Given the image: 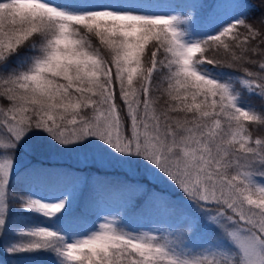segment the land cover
Returning <instances> with one entry per match:
<instances>
[{
  "label": "snow or ice",
  "instance_id": "6c2138e0",
  "mask_svg": "<svg viewBox=\"0 0 264 264\" xmlns=\"http://www.w3.org/2000/svg\"><path fill=\"white\" fill-rule=\"evenodd\" d=\"M37 257L264 264V0H0V264Z\"/></svg>",
  "mask_w": 264,
  "mask_h": 264
},
{
  "label": "trees",
  "instance_id": "16d2710c",
  "mask_svg": "<svg viewBox=\"0 0 264 264\" xmlns=\"http://www.w3.org/2000/svg\"><path fill=\"white\" fill-rule=\"evenodd\" d=\"M209 2H212V0H209ZM253 2H255V0H253ZM252 103L255 104L257 108L260 107V101L258 99L253 100ZM40 159H47V158H40ZM51 162L56 163L59 161L51 160ZM59 163H64V162H59ZM133 182L146 184L149 188H154V190L156 192H159L162 195H169V193L164 192L160 186L153 185L150 182V180L147 177H144L143 175H139V176L134 177ZM29 184H30L29 181L22 180L21 182L17 183L15 185V187H16L17 191H26L29 188ZM142 200H143L142 197L138 199L137 207L130 209V214L132 215L133 222L135 224L143 225L146 227V226H148V220L145 218H141V217L136 216V213L140 212V204L142 203ZM112 206L115 207V205H112ZM83 219L86 221V220H88V217H84ZM40 222H41L40 218L33 216L29 213H26V212H16L13 214V217H12V223L18 227H24L26 225H30V224H34V223H40ZM29 264H46V257H37L33 261H30Z\"/></svg>",
  "mask_w": 264,
  "mask_h": 264
},
{
  "label": "rangeland",
  "instance_id": "374dc122",
  "mask_svg": "<svg viewBox=\"0 0 264 264\" xmlns=\"http://www.w3.org/2000/svg\"><path fill=\"white\" fill-rule=\"evenodd\" d=\"M154 2L158 5L159 10H168L170 6L183 2H196V0H154ZM34 146H37L39 151L37 153V158H50L53 161L65 162L61 160L58 156L55 155L54 151L49 149L42 140L39 138H34L32 141ZM37 195H47L46 191H40L38 189H33ZM105 207H113L112 205H106Z\"/></svg>",
  "mask_w": 264,
  "mask_h": 264
}]
</instances>
